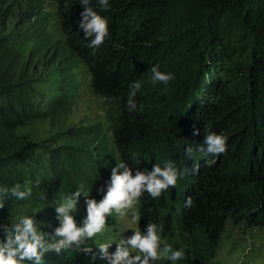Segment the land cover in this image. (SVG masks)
Listing matches in <instances>:
<instances>
[{"label": "trees", "instance_id": "trees-1", "mask_svg": "<svg viewBox=\"0 0 264 264\" xmlns=\"http://www.w3.org/2000/svg\"><path fill=\"white\" fill-rule=\"evenodd\" d=\"M6 1L0 0V183L27 182L32 196L16 200L6 193L0 224L6 228L16 216L34 215L42 230L53 233L59 226L50 217L56 191H75L95 160L74 144L85 127L54 129L68 84L60 70L43 69L42 38L28 18L9 20L12 11L1 10ZM53 1L66 45L87 65L94 92L117 110L112 132L119 160L135 175L157 163L163 167L169 153L187 169L181 189L170 187L159 198L145 190L138 203L141 230L154 222L163 225L161 235H172L176 221L183 233L182 245L173 247L184 248L185 258L157 264H194L215 256L228 219L264 224V0H109L107 9L91 0L109 20V35L99 47L79 28L84 5ZM154 64L174 78L145 84ZM137 80V108L129 111V85ZM155 86L161 98L149 94ZM209 131L228 137L218 157L199 153ZM107 224H115L113 216ZM4 235L0 228V239ZM115 250L109 245V253ZM110 260L93 244L87 254L74 248L45 253L44 264Z\"/></svg>", "mask_w": 264, "mask_h": 264}, {"label": "clouds", "instance_id": "clouds-1", "mask_svg": "<svg viewBox=\"0 0 264 264\" xmlns=\"http://www.w3.org/2000/svg\"><path fill=\"white\" fill-rule=\"evenodd\" d=\"M79 2L84 5L79 28L84 30L85 36L92 37L91 46L99 47L109 35V20L92 6L91 0H79ZM98 4L104 9L111 7L109 0H98ZM173 78V72L162 71L158 64L151 67L150 79L153 83L159 81L167 84ZM129 87L131 91L128 93L126 106L129 111H133L137 108V100L133 97L141 89L142 84L137 80ZM227 140V135L222 132H206L199 153L205 157H218L227 150ZM186 151L191 153L192 149L188 148ZM186 172L187 169L179 168L169 159L164 161L163 167L157 163L151 170H137L133 175L132 169L125 161L118 160L111 169L110 183L107 184L101 199L91 197L89 189L84 184H80L70 194L61 196L59 202L55 204L60 224L53 233L42 230L34 215L16 216L6 228L0 224V228H4L5 233L4 238L0 239V264H29V262L44 264L45 253L54 251L59 254L74 248L78 252L87 254L91 252L93 244L98 247L101 257H111L110 264H157L161 259L172 262L183 260L186 256L185 249L174 248L166 243L161 235L163 225L154 222L148 223L146 231L132 227L134 231L126 239L112 238L101 241L98 235L106 231L108 219L113 215L125 218L128 224L135 225L140 220L137 205L142 193L146 190L151 197L159 198L162 192L176 186ZM9 192L16 200L32 196V188L27 182L23 185L15 183L11 186L0 183V208L4 206L5 194ZM81 194L86 198V215L78 225L74 213ZM192 203L191 197L185 201L187 206ZM113 240L117 241L116 250L109 253L108 248Z\"/></svg>", "mask_w": 264, "mask_h": 264}, {"label": "rangeland", "instance_id": "rangeland-1", "mask_svg": "<svg viewBox=\"0 0 264 264\" xmlns=\"http://www.w3.org/2000/svg\"><path fill=\"white\" fill-rule=\"evenodd\" d=\"M8 1V2H7ZM2 11H12L9 20L23 21L28 18L32 28L39 33L43 40L45 54L41 58L43 69L60 70L63 74L68 89L65 106L57 114L53 121L54 129L77 132L84 128L83 138H77L75 145L87 149L95 160L94 170L89 174L88 179L83 183L89 189V195L101 199L110 183L111 169L119 160V152L113 138V120L117 116V110L111 99L103 97L94 92L91 85V74L82 59H80L67 45L66 37L60 25L58 5L53 0H7ZM10 5V6H9ZM42 69V70H43ZM40 70V72L42 71ZM151 80V79H150ZM146 81L145 84L153 82ZM157 85V84H156ZM154 97L161 98L162 90L155 86ZM91 127V128H90ZM165 160L171 159L169 153ZM163 159V156H161ZM180 168V167H179ZM121 171V169H117ZM185 182L182 178L178 182L181 189ZM65 193L60 189L56 191L57 196L52 202L51 221L60 224L55 204L59 202ZM52 196H54L52 194ZM138 207V205H137ZM86 215V198L81 194L77 200V209L74 219L81 224ZM115 224L108 225L103 234L98 235L101 241L112 238H127L134 231L132 227H139V221L135 225L127 223L125 218L113 215ZM172 235L163 236L166 243L179 242L184 240L183 233L175 221ZM111 244L117 246V241ZM215 256L204 262L193 261L194 264H264V224L252 225L248 222L236 224L228 219L219 243L215 248ZM165 260V259H161Z\"/></svg>", "mask_w": 264, "mask_h": 264}]
</instances>
